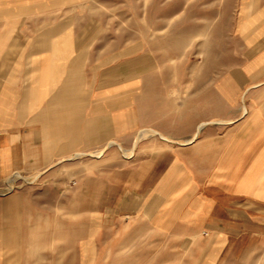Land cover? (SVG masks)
Returning <instances> with one entry per match:
<instances>
[{
  "label": "crops",
  "instance_id": "obj_1",
  "mask_svg": "<svg viewBox=\"0 0 264 264\" xmlns=\"http://www.w3.org/2000/svg\"><path fill=\"white\" fill-rule=\"evenodd\" d=\"M87 7L0 0V189L80 153L132 152L125 194L119 185L101 212L132 222L101 225L115 233L104 253L132 246L122 264H264V45L226 78H173ZM24 199L0 192V264H43L29 256Z\"/></svg>",
  "mask_w": 264,
  "mask_h": 264
},
{
  "label": "rangeland",
  "instance_id": "obj_2",
  "mask_svg": "<svg viewBox=\"0 0 264 264\" xmlns=\"http://www.w3.org/2000/svg\"><path fill=\"white\" fill-rule=\"evenodd\" d=\"M69 1L88 5L80 10L109 17L111 25L124 32L126 44L145 43L161 64L172 67L173 78H226L234 65L264 45L259 39L264 33V0ZM23 10L31 15L37 9ZM99 153L77 154L41 174L18 171L0 189L3 194H25L30 259L43 256V264H106L101 256L107 255V264L132 261V246L104 253L102 239L115 233L99 229L102 224L132 222L131 216L101 212L116 206L119 185L121 197L125 194L118 180L133 153L112 150L103 159Z\"/></svg>",
  "mask_w": 264,
  "mask_h": 264
},
{
  "label": "bare ground",
  "instance_id": "obj_3",
  "mask_svg": "<svg viewBox=\"0 0 264 264\" xmlns=\"http://www.w3.org/2000/svg\"><path fill=\"white\" fill-rule=\"evenodd\" d=\"M201 127H202V126H201ZM142 133H143V132H142ZM108 144H109V143H108ZM110 144H111V143H110ZM100 153H101V152H100ZM100 153H99V154H100ZM99 154H98V155H99ZM98 155H97V156H98Z\"/></svg>",
  "mask_w": 264,
  "mask_h": 264
}]
</instances>
